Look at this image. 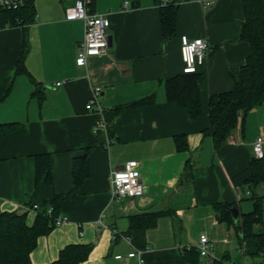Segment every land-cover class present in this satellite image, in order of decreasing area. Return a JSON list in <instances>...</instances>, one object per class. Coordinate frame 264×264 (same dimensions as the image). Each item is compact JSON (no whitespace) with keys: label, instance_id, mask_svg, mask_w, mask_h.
Instances as JSON below:
<instances>
[{"label":"crops","instance_id":"obj_1","mask_svg":"<svg viewBox=\"0 0 264 264\" xmlns=\"http://www.w3.org/2000/svg\"><path fill=\"white\" fill-rule=\"evenodd\" d=\"M160 1L97 0L93 14L109 17L111 46L86 67L76 64L84 20L66 18L76 0H37L36 21L25 31L0 29V124L17 125L0 140V214L27 213L32 226L38 215L34 204L42 209L63 196L59 215L67 218L38 239L30 255L33 264L56 261L72 244L93 245L81 264H186L185 250L195 248L202 234L225 262L261 260L257 240L244 238L242 215L253 211L256 194L263 215L255 228L264 226V183L253 192L244 183L254 143L264 136V104L240 114L237 128L219 147L205 133L210 96L234 87L250 53L240 36L243 0H176V35L169 40L160 20L165 0ZM184 35L207 38L213 48L199 69L202 114L197 120L167 100L164 86L183 73ZM24 37L28 74H18ZM96 87L102 111L89 112L85 105ZM152 95L153 104L129 106ZM121 106L127 107L117 110ZM100 120L106 129L96 130ZM177 135L186 136L187 150H178ZM87 152L90 176L76 187L73 160ZM42 154L50 155L51 179L38 182L36 156ZM129 161L139 163L145 192L116 202L111 175ZM216 204L226 207L232 222ZM144 213L159 215L137 246L123 236L130 237L131 216ZM133 246L142 250L139 257H129Z\"/></svg>","mask_w":264,"mask_h":264},{"label":"trees","instance_id":"obj_2","mask_svg":"<svg viewBox=\"0 0 264 264\" xmlns=\"http://www.w3.org/2000/svg\"><path fill=\"white\" fill-rule=\"evenodd\" d=\"M37 0H23L17 9H0V29L7 27H23L25 29L36 21ZM97 0H90L88 8L94 12ZM161 1L158 0V3ZM245 19L241 27V39L250 44V53L239 75L234 80V87L226 92L212 95L209 98L210 125L205 133L213 138L215 147H219L227 136L238 125L239 116L247 115L253 109L264 104V0H243ZM178 5L161 6L160 20L164 38L172 39L176 35ZM27 52V40L24 37L23 50L18 61L17 73H27L24 59ZM202 74L196 73L171 77L164 82L166 97L169 102L185 109L191 120H197L202 114V98L199 81ZM155 97L149 96L129 106L153 104ZM127 107V106H123ZM118 107V109L123 108ZM16 124H0V140L14 131ZM178 150L188 149L185 135H177ZM73 179L79 187L90 176V159L88 152L73 160ZM36 179H51V158L49 154L36 156ZM251 192L264 183V156H255L250 162V176L244 182ZM63 196H56L38 213L32 226L27 224V213L2 212L0 214V264H33L31 253L37 246L41 236L48 235L56 226L55 219L59 216L60 203ZM254 209L243 214L244 238L257 240V256L264 254V226L256 230L262 223L263 207L261 198L253 194ZM52 213L48 214L49 208ZM218 212L224 213V219L232 222L226 207L216 204ZM157 213H144L131 216L130 237L137 246L142 245L144 230L153 225ZM129 235V234H128ZM93 249L92 244H72L64 247L59 258L50 264H81L86 261ZM186 264H203L199 251L190 248L184 252ZM221 264V263H215Z\"/></svg>","mask_w":264,"mask_h":264},{"label":"built area","instance_id":"obj_3","mask_svg":"<svg viewBox=\"0 0 264 264\" xmlns=\"http://www.w3.org/2000/svg\"><path fill=\"white\" fill-rule=\"evenodd\" d=\"M90 0H76L75 6L67 9L66 18L68 20L83 19L85 23V34L84 40L79 46V50L76 57V64L79 67H86L91 58L100 56L109 47V29L110 19L106 14H93L90 13L88 4ZM176 4V0H165L161 6L168 4ZM209 7L212 3H205ZM23 5V0H0V9H17ZM128 6V3H125ZM181 42V56L183 61V73L191 74L196 73L201 67H203L209 60L213 48L210 45L207 38H194L191 39L187 36L180 38ZM101 95V88L96 87L93 89L91 97L89 98L85 109L89 112L97 111L101 112L102 107L99 103ZM107 125L104 120L98 121L96 130L106 129ZM113 140H110V143ZM264 136H260L256 139L253 150L254 156L258 159L264 156L263 151ZM145 186L143 185L140 172L139 163L137 161H129L123 165L122 168L112 172L111 175V199L120 202L126 198H135L144 194ZM33 211L40 212L41 208L38 204H34L31 208ZM50 207L47 211L48 214L52 213ZM67 221L64 216H58L55 219V226L59 227ZM125 240L132 244V240L128 236H123ZM200 254V258L203 264H247L241 263H230L225 262L218 258L213 252V245L210 242L209 237L206 234H202L195 247ZM133 251L129 253V257H139L142 250L137 249L133 246ZM120 259L121 256H116ZM252 264H264V254L261 257L260 262Z\"/></svg>","mask_w":264,"mask_h":264},{"label":"water","instance_id":"obj_4","mask_svg":"<svg viewBox=\"0 0 264 264\" xmlns=\"http://www.w3.org/2000/svg\"><path fill=\"white\" fill-rule=\"evenodd\" d=\"M108 40H109V47H110L111 46V37L110 36L108 37ZM230 211H231L234 218H238V209L232 208V209H230Z\"/></svg>","mask_w":264,"mask_h":264}]
</instances>
